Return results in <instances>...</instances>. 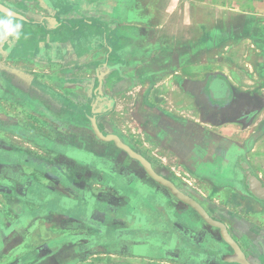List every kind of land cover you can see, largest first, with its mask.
<instances>
[{
  "label": "crops",
  "instance_id": "obj_1",
  "mask_svg": "<svg viewBox=\"0 0 264 264\" xmlns=\"http://www.w3.org/2000/svg\"><path fill=\"white\" fill-rule=\"evenodd\" d=\"M0 1L20 24L0 39V264H230L217 228L94 125L264 264L245 167L264 183L263 0Z\"/></svg>",
  "mask_w": 264,
  "mask_h": 264
},
{
  "label": "water",
  "instance_id": "obj_2",
  "mask_svg": "<svg viewBox=\"0 0 264 264\" xmlns=\"http://www.w3.org/2000/svg\"><path fill=\"white\" fill-rule=\"evenodd\" d=\"M0 10L14 15L11 9L7 6L0 3ZM98 136L104 141H114L115 144L127 152L132 158L138 160L146 172L149 174L151 178H153L157 183L167 188V190L172 194L174 197L178 198L181 202L189 205L193 208L199 216L205 220L209 225L217 228L219 230L220 235L222 236L224 242L229 244L232 252L228 254L230 264H255L250 259L247 258L244 250L242 249L239 242L231 235L228 230V227L225 222L220 219L213 217L207 209L199 203L195 198H193L189 193L185 192L184 190L180 189L171 179L167 178L165 175L159 173L155 168L152 166L151 162L139 151L135 150L131 145L123 141L119 135L115 133H103L101 130L94 125L93 126ZM246 176H247V184L249 186V190L253 196L258 199L264 200V183L256 176L250 168L245 166ZM0 192L11 193V190L7 185L0 184ZM222 257L223 255L220 254Z\"/></svg>",
  "mask_w": 264,
  "mask_h": 264
},
{
  "label": "clouds",
  "instance_id": "obj_3",
  "mask_svg": "<svg viewBox=\"0 0 264 264\" xmlns=\"http://www.w3.org/2000/svg\"><path fill=\"white\" fill-rule=\"evenodd\" d=\"M0 39L4 37H18L20 24L13 23L12 17L9 15L6 19L0 20Z\"/></svg>",
  "mask_w": 264,
  "mask_h": 264
},
{
  "label": "flooded vegetation",
  "instance_id": "obj_4",
  "mask_svg": "<svg viewBox=\"0 0 264 264\" xmlns=\"http://www.w3.org/2000/svg\"><path fill=\"white\" fill-rule=\"evenodd\" d=\"M0 3L1 4H3V5H5L4 3H2L1 1H0ZM5 6H7V5H5ZM8 7V6H7ZM9 9H11L10 7H8ZM12 10V9H11ZM1 11V10H0ZM13 11V10H12ZM1 12H3V11H1ZM14 12V11H13ZM106 134V133H105ZM110 142H114V141H110ZM115 143V142H114ZM193 197V196H192ZM176 198V197H175ZM194 198V197H193ZM177 200H178V198H176ZM196 199V198H195ZM197 200V199H196ZM199 203H201L199 200H197ZM208 211V210H207ZM209 212V211H208ZM210 213V212H209ZM175 220H176V218H174ZM147 221H148V219H146ZM203 220V219H202ZM220 220H222L223 222H225L226 223V225H227V222L225 221V220H223V219H220ZM203 221H205V220H203ZM149 222V221H148ZM206 222V221H205ZM149 223H151V222H149ZM176 224V223H175ZM227 227H228V225H227ZM158 228H160V227H158ZM218 230V229H217ZM176 231V230H175ZM174 231V232H175ZM219 231V230H218ZM159 233L160 234H162V235H165V231H161V230H159ZM219 238L221 239V241H223L224 242V240H223V238H222V236L220 235V233H219ZM226 245H228L229 246V244H227L226 242H224ZM170 247V246H169ZM173 247V246H172ZM176 253H177V255L181 258L182 256H184V254L183 253H187V252H183V251H181V248L180 247H175L174 249H173Z\"/></svg>",
  "mask_w": 264,
  "mask_h": 264
},
{
  "label": "rangeland",
  "instance_id": "obj_5",
  "mask_svg": "<svg viewBox=\"0 0 264 264\" xmlns=\"http://www.w3.org/2000/svg\"><path fill=\"white\" fill-rule=\"evenodd\" d=\"M250 1H252V0H250ZM264 1V0H263Z\"/></svg>",
  "mask_w": 264,
  "mask_h": 264
}]
</instances>
